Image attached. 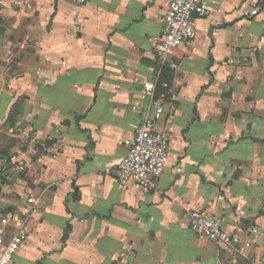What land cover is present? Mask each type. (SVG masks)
<instances>
[{
  "label": "crops",
  "instance_id": "0c3cea01",
  "mask_svg": "<svg viewBox=\"0 0 264 264\" xmlns=\"http://www.w3.org/2000/svg\"><path fill=\"white\" fill-rule=\"evenodd\" d=\"M21 1L0 0V230L29 195L41 204L13 264H233L190 227L194 209L256 226L264 264V0H205L176 67L159 46L172 0ZM156 77L171 159L147 190L118 169Z\"/></svg>",
  "mask_w": 264,
  "mask_h": 264
},
{
  "label": "built area",
  "instance_id": "2783aa9c",
  "mask_svg": "<svg viewBox=\"0 0 264 264\" xmlns=\"http://www.w3.org/2000/svg\"><path fill=\"white\" fill-rule=\"evenodd\" d=\"M15 4L21 5V0H12ZM90 0H74V7L81 8ZM259 12V7L245 9V16H252ZM211 9L205 4V0H172L168 10L164 13V29L160 38V50L164 62L176 67V62L168 59L170 53L185 42L196 36L197 28L195 19L210 15ZM220 23L216 22L215 26ZM11 61V57H8ZM158 77L152 82L146 83L145 90L150 94V104L137 126V129L129 142V148L122 159L118 178L123 183H136L147 190L155 189L165 167L171 159V137L172 127H158L164 113L163 98L166 93H157ZM163 87L169 83L161 82ZM26 143H33L34 152H41L44 149L52 150L37 139L36 135L26 133L21 135ZM25 157L26 152L21 151ZM19 169L25 170L23 162L18 165ZM177 171L181 167H176ZM27 204L19 224H14L12 231L0 230V264H13L15 255L21 244L27 239L29 229L28 220L40 208L41 197L31 194L26 199ZM190 227L199 235H203L213 243L225 247L231 254L233 264L240 260L247 259L256 264L257 257L252 250L257 245L256 234L259 232L256 226L246 227L242 222L237 223L233 229L224 228L225 217L222 215L209 214L203 210L194 209L188 213ZM128 264H134L133 260Z\"/></svg>",
  "mask_w": 264,
  "mask_h": 264
},
{
  "label": "trees",
  "instance_id": "16d2710c",
  "mask_svg": "<svg viewBox=\"0 0 264 264\" xmlns=\"http://www.w3.org/2000/svg\"><path fill=\"white\" fill-rule=\"evenodd\" d=\"M158 92V91H157ZM68 232H69V226L67 227V230L65 231V236L68 235Z\"/></svg>",
  "mask_w": 264,
  "mask_h": 264
}]
</instances>
